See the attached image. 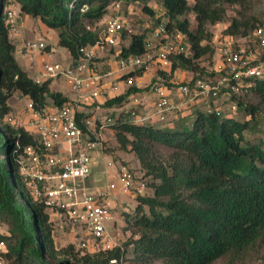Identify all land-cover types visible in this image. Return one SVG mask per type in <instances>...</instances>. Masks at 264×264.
<instances>
[{
    "label": "trees",
    "instance_id": "trees-1",
    "mask_svg": "<svg viewBox=\"0 0 264 264\" xmlns=\"http://www.w3.org/2000/svg\"><path fill=\"white\" fill-rule=\"evenodd\" d=\"M120 1H139L158 24L165 21L169 32L179 31L187 37L190 53H172L171 69L160 70L166 85H177L173 81L177 70L194 74L190 84L202 77L206 70L200 59L215 53L209 25L224 21L229 5L242 3V0H194L193 5L190 0H0V218L9 227V235H0V240L7 247L3 253L6 262L124 264L128 253L132 254L133 264H214L224 258L231 263L243 261L260 249L264 241V138L247 137V132H254L257 127L258 108L242 98L233 86L264 99V78L230 79L227 90L231 93L230 101L236 103L233 113L216 108L207 110L204 100L195 99L191 108L178 109L181 115L174 125L143 123L123 114L115 119L111 127L119 148L136 155L152 190L136 197L135 214L127 220L134 237L125 248L117 246L78 254L73 246L57 247L44 203L34 199L27 189L17 157L36 140L25 128L6 119L11 111L8 100L16 93L21 94L38 109L44 108L49 99L57 107L69 100L51 88L50 79L39 83L21 67L10 36L8 11L14 10L16 19L29 15L55 31L58 44L66 48L75 62L82 47L97 42L98 22ZM151 2L160 5L162 12L158 13ZM190 11L195 13V26L186 17ZM254 27L248 19L234 17L224 33L246 37ZM147 41L145 34H134L130 43L120 49L118 61L144 54ZM137 91L138 88L132 87L127 93L107 99L105 105L122 107L129 101V95ZM186 109L190 112L186 113ZM241 110L246 115L243 119L237 115ZM83 117L84 113L77 114L79 125L87 130Z\"/></svg>",
    "mask_w": 264,
    "mask_h": 264
},
{
    "label": "built area",
    "instance_id": "built-area-1",
    "mask_svg": "<svg viewBox=\"0 0 264 264\" xmlns=\"http://www.w3.org/2000/svg\"><path fill=\"white\" fill-rule=\"evenodd\" d=\"M115 7L117 10L98 30L97 42L82 47L80 58L71 64L64 65L60 61L52 62L49 59L51 52L47 51L48 43L44 36L25 40L23 47L28 54L47 53L48 56V60L43 63L42 78L36 81L42 83L51 78L65 77L76 94L75 101L82 100L87 95V91L91 92V96H97L104 74L96 72L86 74V72L91 69L95 60L109 46L117 44L116 35L123 30L124 21L119 14L120 2H117ZM8 18L11 28L10 36L15 39L18 33L15 24L16 12L9 10ZM165 32L169 31L166 28V22L162 21L158 24L156 36ZM146 49L144 54L131 55L121 59L119 61L120 69L135 71L138 67L147 68L158 62L161 69L168 71L172 67L171 54L183 51L168 43L153 44L149 41H147ZM153 50H155L154 53ZM221 51L229 61L233 60L231 49L227 45ZM251 76L264 78V67L249 66L234 73L235 78ZM229 81L230 78L225 76L216 82L199 78L193 84L177 82L176 86L158 82L153 86V92L158 99L156 112L160 120L164 121L168 112L179 108L181 104L175 102L171 96V89L174 88L182 94L183 98L204 100L206 109L212 110L213 107L208 100L222 91ZM233 88L236 91L240 90V86L237 85H234ZM231 105L234 109L236 108V103ZM26 107L29 113L28 120L26 122L14 120L13 122L17 126L27 128L36 143L24 147L18 154L17 162L32 197L44 203L45 209L49 213L58 216V220L55 222L50 218L52 232L54 233L56 227L66 223L73 228L81 227L83 235L76 232L75 241L78 247L83 250H89L91 240L100 242L102 250L119 246V242L109 230V222L115 218L112 211L111 191L117 188V184L111 182L106 189L93 192L88 183L92 165L96 161L95 153L102 146V137L91 132L88 120H82L87 130L79 125L75 102H67L50 110L46 106L38 109L34 102L29 100ZM133 115L139 121L140 118H137L135 113ZM61 142L67 144V148L62 152L57 149ZM112 165L113 162H109V166ZM119 178L121 189L124 192L137 195L145 194L146 184L137 182V174L127 165L121 164Z\"/></svg>",
    "mask_w": 264,
    "mask_h": 264
},
{
    "label": "rangeland",
    "instance_id": "rangeland-1",
    "mask_svg": "<svg viewBox=\"0 0 264 264\" xmlns=\"http://www.w3.org/2000/svg\"><path fill=\"white\" fill-rule=\"evenodd\" d=\"M190 3L193 5L194 0H190ZM149 4H151L158 13L162 12V8L156 2H151ZM116 10L117 9L115 5L111 7L108 14L98 22L99 29L102 28L108 17ZM119 14L123 18L124 28L120 33L116 35L117 44L115 46H109L106 50L107 56L110 54L114 55L113 58L115 59V62L118 61V53L122 46L128 45L134 34H145L148 37V41L152 42L153 44H158L161 42L168 43L170 46H173L177 49L180 48L181 50L190 53L189 41L187 37L184 36L181 32H165L160 34V36H156L158 22L155 18L149 16L143 10V4L139 1H120ZM186 17L190 19L193 26L196 25L195 13L193 11L188 12ZM234 17L246 18L250 21L251 24H255V27L257 28L254 29V27L253 29H251V33L246 37H230L224 33V30L230 25ZM15 24L16 28L18 29L17 35L19 34L27 40L31 39L34 36L35 32L41 30V27H39L35 19H33L32 17H28L26 18V20L16 19ZM208 28L212 33V45L215 53L213 56L205 55L200 59L199 62H201V65L204 66L206 70L201 79L210 82H216L220 81L225 76L231 79L234 76V73L238 70H241L242 68H246L249 66L264 67V0H242L241 4H231L228 6L226 19L216 24L209 25ZM178 34H180V36H178ZM44 37L46 38V41L48 43L47 51L51 52V58L49 59L52 62L60 61L64 65H68L70 63V59L64 57L65 54L68 53V51L66 50V48L62 47L56 42V40H58L57 33L55 31L47 32ZM226 45L231 49V54L233 56L232 61H229L227 59V56L224 55L223 51H221V49ZM155 50H153V53ZM107 56L106 58L108 59L112 58V56ZM46 60H48L47 53H44L41 59L42 64ZM154 64L157 66L158 70L152 77L151 82H149L148 85L146 84L143 89L150 88L153 90V86L158 82H163L166 84L165 79H163L160 75V70H163L160 67V63L156 62ZM109 66L110 65L101 66L102 71H99L101 74L107 73L108 71H111L112 73L110 75L103 76L100 85L106 83L107 79H114L116 83L118 82L117 84H114V86L118 87L117 89H119L121 80L124 79L127 83V86H130V88H138L136 77H143L145 75L144 71L147 69L145 68L140 71V67H138L134 72L136 73L134 76H129L126 78L121 77L122 71L121 69H119L120 65L119 67H117L116 63L115 67L112 70ZM31 75L34 74L31 73ZM193 76L194 74L190 71L177 70L173 81L176 83H189L193 79ZM173 85L175 84H172V86ZM225 88L226 89L222 91L221 95L210 98L208 101H210L213 108L220 109L225 113H233L234 108L231 105L233 104V102L230 101L231 93L227 90L229 88V85L225 86ZM238 92H241L240 96L242 98L258 108L256 111V117L258 120V124L256 125L257 127L254 132L248 131L247 137L251 138L252 140L264 138V99L251 91H242V87H240V90ZM171 96L175 100V102L183 100L182 94H180L176 88L171 89ZM229 103L230 105H228ZM237 115L241 119L246 116L245 112L242 110ZM136 117L143 118L142 114H137ZM92 118L95 121L96 125H98V127H100L101 125H106V130H104L105 139L102 140V146L100 147L101 154L111 155L112 160L117 164L118 171L120 170L121 164L130 167L137 174V182H143L146 184L147 189L145 193H151L152 190L148 185L149 178L145 176L144 170L141 168V166L138 165L136 157L131 154L132 152L120 149L118 143L115 141V137L110 134L109 126H107V123H109V114L107 110L103 109V107L100 105L94 110ZM6 119L9 121H11V119H15L18 121L20 120V116H17L16 113H13L12 115L9 114ZM128 156H131V158H129ZM101 163L102 158L100 157L99 163H97V165H92V171L94 166L99 167L101 166ZM109 180L110 179L108 178L107 173L97 175L94 174L88 179V183L90 185L91 181L98 182L100 183V185H102L100 187H106L109 183ZM136 197L137 194L127 193L122 189H119L117 193L112 197V199L115 201V206H113L112 211L115 214L116 218L109 222V230L115 237V239L119 242V246H122L123 248H125V244L134 237L132 231L128 227L127 220L135 214V208L137 206ZM55 230L59 233V248L73 246L74 251L78 254H84L90 251L97 252L102 250L100 249L101 243L94 240H91V246L89 250H83L78 247L75 241V236L77 235L76 232H80L79 235H83V232H81L82 229L79 226L73 228L72 226H69L65 223L63 226H58V228ZM0 235H9L8 224L2 218H0ZM6 250V245L3 241L0 240V264H7L6 259L3 255ZM131 257L132 254L128 253V260L125 261L124 264H133L130 259ZM154 264L161 263L156 262ZM214 264H264V241L260 249L250 254L243 261H239L238 263H231L228 258H224L218 260Z\"/></svg>",
    "mask_w": 264,
    "mask_h": 264
},
{
    "label": "crops",
    "instance_id": "crops-1",
    "mask_svg": "<svg viewBox=\"0 0 264 264\" xmlns=\"http://www.w3.org/2000/svg\"><path fill=\"white\" fill-rule=\"evenodd\" d=\"M31 17L29 15H23L21 16L20 20L24 19L26 20V18ZM34 19V18H33ZM35 21L37 22V24L39 25V27H41L40 31L35 32L34 36L32 38L38 37V36H45V34L47 32H51L53 30L47 28L40 20L35 19ZM13 42L15 43L16 46V51H15V56L19 62V64L21 65V67L23 69H25L29 76H31L33 79L37 80L39 78H42V72H43V64H42V53H36L35 55H31L28 54L25 50V48L23 47V44L25 42V40L22 36H20L19 34L17 35V37L15 39H12ZM56 42L58 43V40H56ZM107 56V51H105L104 53L101 54L100 57H98L96 59V61L94 62V64L92 65L91 69L88 70L86 72V74H91L92 72H96V73H100L99 71H102V65H110L109 67H111L110 69L112 70L116 63H117V67H119V61L115 62V59L113 58L114 55L110 54L108 56H112L111 59L106 58ZM107 56V57H108ZM66 58L70 59V63H73L74 60L71 57V55L69 54V52L67 54H65ZM22 64H21V61ZM48 58V56H47ZM49 58H51V54L49 56ZM103 59V60H101ZM120 69V67H119ZM158 70L157 66L155 64H151L150 66L147 67V69L144 71L145 75L143 77H136V81H137V87L139 88V91L137 92H133L129 95V101L123 105L122 107H108L105 105V102L107 99L115 97L117 95L123 94V93H127L129 91L130 86H127V83L124 80H121V83L119 84V89H117L118 87L114 86V84H117L115 82V80H106V83L100 85L99 88V92L97 96H91V92L87 91V95L80 101H75L76 98V94L75 92L72 90L70 83L68 82V80L65 77H58V78H51L50 79V85L51 88L53 90L56 91H60L63 93L64 96H66L68 98V102H75V106H76V111L77 114L78 113H84L85 117L82 118V120H88L90 122V129L92 133H95L99 136L102 137V139H105V131L106 130V125H101L100 127H98V125H96L95 121L92 118L93 112L96 108H98L100 105L103 107V109L107 110L108 114H109V123H107V126H109V130H110V134H113V129L111 127V124L115 121V119L123 114L129 118H132L134 115V113L137 114H142L143 118L140 117L139 122H149V123H154V124H158V125H174L179 116L181 115V113L179 112V108L183 109V108H191L194 104L195 101L190 99V98H183L182 101H179L177 103L181 104L179 106V108H177L176 110L172 111V112H168L167 113V118L166 120L162 121L159 118V115L156 112V104H157V96L155 95V93L153 92L152 89H143L145 87V85L149 82H151L152 77L156 74V71ZM122 71V76L121 77H129V76H134L136 73H134L135 71H125V70H121ZM177 72V71H176ZM34 74V75H31ZM112 72L108 71L107 73H104V76L106 75H110ZM101 74V73H100ZM175 77V76H174ZM125 87V88H124ZM141 88V89H140ZM179 98V97H178ZM30 99L27 96L21 95V94H14L12 97L9 98V104L11 106V111H10V115H12L13 113H16L17 116H20V120H23L24 122H26L28 120L29 117V113L27 111V103ZM23 103V104H22ZM47 109L50 110H54L57 108V105L54 103V101L52 99L48 100V103L46 105ZM187 110V109H186ZM186 113L190 112V109H188L187 111H185ZM183 113V114H186ZM8 114V116H9ZM15 120V119H14ZM14 120H12L11 122H13ZM17 121V120H15ZM25 128V127H23ZM27 130V128H25ZM116 141V140H115ZM67 148V144L65 142H61V144L59 145V151H64ZM58 151V150H56ZM134 157H136V155L134 153H131ZM95 157H96V161L94 164L97 165V163H99L100 161V157L102 158V163L101 166L97 167L94 166L93 171L90 175V177H92V175H97V174H104L107 173L108 174V178L109 183L111 182H116L117 184V188L111 191V198L117 193V191L119 189H121V180L119 178V171H118V167L116 162H114L112 160V156L109 154L103 155L101 154V151L98 150L95 153ZM129 158H131V156H128ZM137 159V163L139 166L140 162ZM109 162H113L112 166H109ZM89 177V178H90ZM120 180V181H119ZM108 185L106 187H100L102 185H100V183L98 182H93L91 181V184L89 185L91 190L93 192H100L104 189H106L108 187ZM116 192V193H115ZM113 201V206H115V201L112 199ZM48 212V214H50V218L51 220H53L54 222L58 220V216L55 214H51L49 213L48 210H46ZM116 218V216H115ZM114 218V219H115ZM58 227H56L55 229H57ZM58 235L59 233L56 232V230H54L53 236L55 239V244L57 247H59V240H58ZM61 244V241H60Z\"/></svg>",
    "mask_w": 264,
    "mask_h": 264
}]
</instances>
